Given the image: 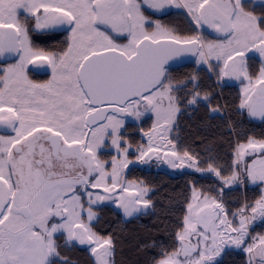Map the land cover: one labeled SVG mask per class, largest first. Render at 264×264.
<instances>
[{
	"label": "rangeland",
	"instance_id": "1",
	"mask_svg": "<svg viewBox=\"0 0 264 264\" xmlns=\"http://www.w3.org/2000/svg\"><path fill=\"white\" fill-rule=\"evenodd\" d=\"M241 1L0 0V120L10 123L8 127L0 124V174L4 178L0 180V207L8 204L16 189L30 199L33 213L24 219L9 210L0 218L10 227L6 240L0 242V264H49L57 255L55 236L61 232L69 242L88 246L98 264H111V239L97 235L89 226L97 216L93 207L110 204L125 218L151 210V189L142 180L126 178L121 191H109L119 186L130 162L147 161L151 168L150 161L155 159L159 165L163 160L172 173L185 169V156L175 151L170 138L182 108L173 92L176 85L164 80L151 93L129 102L124 115L111 113L90 128L86 117L92 105L80 85L79 66L95 51L114 48L131 54L143 38L176 37L145 10L163 14L183 9L200 27L214 29L218 36L206 41L199 34L202 46L195 62L219 72L218 82L237 84L242 95L240 106L248 111L264 83V31L257 17L243 10ZM21 14L34 16L39 31L57 28L56 17H67L70 44L66 52L55 55L34 49ZM150 23L154 24L151 29L147 26ZM9 26L18 33V50L6 31ZM251 55L261 60L257 76L249 73ZM30 70L48 71L49 78L34 80ZM196 99L192 97L190 104ZM148 117L152 118L151 128L142 129L148 141L139 146L126 142L121 133L127 123L141 124ZM51 133L62 136L58 155L47 141ZM14 142L22 145V151L13 149ZM234 164V173L224 182L239 183L243 189L246 183L259 184L263 197L252 207L244 203L238 224L228 220L236 229L250 222L248 231L231 236L247 242L231 250L242 249L252 264H264V236L254 238L250 230L257 205L264 201V140L237 143ZM79 173L93 187L105 191L88 188L85 181L76 178ZM221 206L224 203L219 197L193 187L181 231L188 247L181 246L157 264L220 261L229 240Z\"/></svg>",
	"mask_w": 264,
	"mask_h": 264
},
{
	"label": "trees",
	"instance_id": "2",
	"mask_svg": "<svg viewBox=\"0 0 264 264\" xmlns=\"http://www.w3.org/2000/svg\"><path fill=\"white\" fill-rule=\"evenodd\" d=\"M241 7L257 17L259 27L264 31V3L242 0ZM145 12L160 21L177 38L190 39L199 34L206 41L218 38L216 30L197 26L183 9H170L163 14ZM20 18L27 25L34 49L55 55L66 52L70 44L66 28L39 31L35 29L34 16L21 14ZM147 26L151 29L154 24ZM248 57L249 73L257 76L261 60L253 55ZM218 73L211 72L208 65H198L196 62L166 71L165 81L176 85L173 92L182 108L170 138L179 153L197 160V169L172 173L164 166L163 160L158 165L153 159L150 161L151 168L146 166L147 161L141 162L130 168L127 178L142 180L151 189L148 195L152 204L150 211L125 218L120 209L110 204L93 207L97 216L89 226L97 235L111 239V264H157L166 255L177 251L193 187L204 194L219 197L224 203L221 207L229 240L221 260L212 264H252L250 255L244 250H231L243 246L245 240L241 239L240 243L239 239L235 241L231 238L233 234H238L231 224H238L245 202L252 207L263 197L262 188L259 184L246 183L243 189L241 184L229 185L223 179L234 173L237 143H246L250 139L264 140V119L250 118L240 106L242 95L239 86L227 80L218 82ZM49 74L48 71H29L31 78L37 81L47 80ZM195 96V103L190 104ZM151 122L152 118L148 117L141 124L127 123L121 133L123 139L133 146L145 144L142 129H150ZM111 154L108 153L109 157ZM100 155H104V152ZM258 211V217L250 229L254 238L264 236V208ZM228 220H232V223L229 224ZM55 241L57 255L49 264H98L88 246L69 242L64 232L58 233Z\"/></svg>",
	"mask_w": 264,
	"mask_h": 264
},
{
	"label": "water",
	"instance_id": "3",
	"mask_svg": "<svg viewBox=\"0 0 264 264\" xmlns=\"http://www.w3.org/2000/svg\"><path fill=\"white\" fill-rule=\"evenodd\" d=\"M55 25L57 28H65L68 25V19L65 16H58ZM6 31L17 50L16 29L9 26ZM201 46L200 35L185 40L176 37L143 38L131 54L109 48L87 55L78 70L80 85L94 107L86 117V124L93 127L104 122L111 113L124 115L126 104L151 93L163 82L167 69L195 62ZM260 92L264 95V86ZM248 114L253 120L264 119V99L257 96ZM2 122L7 123L8 120L3 119ZM2 126H4L3 123ZM61 138V135L57 133L48 136L55 154L60 149ZM15 149L20 151L21 146L15 145ZM136 165L139 163H129L125 167L119 186L109 192L121 191L128 171ZM86 185L92 190L105 191L101 187H93L87 180ZM25 208L27 206L20 207L18 210Z\"/></svg>",
	"mask_w": 264,
	"mask_h": 264
},
{
	"label": "flooded vegetation",
	"instance_id": "4",
	"mask_svg": "<svg viewBox=\"0 0 264 264\" xmlns=\"http://www.w3.org/2000/svg\"><path fill=\"white\" fill-rule=\"evenodd\" d=\"M264 86V83H262V85L259 87V89H258V91L256 92V95H255V98L257 97V96H259L260 97V99H264V95L260 92V90H261V88ZM254 101H255V99H254ZM253 101V102H254ZM94 109V107L92 106V109L91 110H93ZM2 123L4 124V126H1L2 125ZM1 123V120H0V126L1 127H8L9 125H10V123L9 122H7V123H5V122H2ZM49 139H48V135H47V141H48ZM50 142V141H49ZM62 143V142H61ZM15 145H20L21 146V150L20 151H22V145L20 144V143H13V149H15ZM60 147H61V145H60ZM19 151V152H20ZM58 153H59V151H58ZM58 153L56 154V155H58ZM42 160H40V166H42ZM39 166V167H40ZM46 175V174H45ZM77 175H75V177H76ZM1 176V174H0V180H3L4 178ZM41 177H42V175H41ZM47 177V176H46ZM76 178H79V179H81V181H85L86 182V176H84L82 173H79V176H77ZM4 181V180H3ZM48 181V178H47V180H45L44 182L45 183H43V185H45L46 183H48L47 182ZM0 183H1V181H0ZM42 186V185H41ZM39 188V187H38ZM16 189H14V191H13V194L11 195V199L9 200V202H8V204L4 207V206H2V207H0V218L3 216V215H5V213L7 212V211H9V210H11L12 212H14V213H16L17 215H19V216H21L22 218H24V219H29L30 217H31V215L33 214L32 213V208H31V205H30V203H29V200L30 199H27V197L25 196L24 197V195L22 194V192H20V191H16ZM27 199V200H26ZM24 206H27V208H25L24 210H18L20 207H24ZM262 208H264V201L263 202H261V203H259L258 205H257V212L259 213V211L258 210H261ZM26 213H28V215L26 214ZM258 213H257V217H258ZM257 217H256V219H257ZM255 219V220H256ZM255 220L253 221V222H255ZM252 222V223H253ZM247 223V224H246ZM246 223H244V224H241L237 229H235L237 232H239V233H243L244 231H248V228H249V223L250 222H246ZM251 223V224H252ZM245 225H247V228L246 227H244ZM9 228V229H8ZM8 229V230H7ZM10 230V227L9 226H5L4 225V222L3 221H0V242H3V240H6V234L5 233H7L8 231ZM17 231H19V230H17ZM188 247V246H187Z\"/></svg>",
	"mask_w": 264,
	"mask_h": 264
},
{
	"label": "crops",
	"instance_id": "5",
	"mask_svg": "<svg viewBox=\"0 0 264 264\" xmlns=\"http://www.w3.org/2000/svg\"><path fill=\"white\" fill-rule=\"evenodd\" d=\"M162 138V137H161ZM175 149V148H174ZM175 151H176V149H175ZM179 154H181V153H179ZM184 156H185V161H184V165H185V168H194V167H196V159L194 158L193 159V157L192 156H190V155H187V154H183ZM190 163V164H189ZM230 178V177H229ZM182 236H181V233H180V235H179V241H180V244H179V248L178 249H180L181 248V246H188V245H186V242H184V241H186V239H183V238H181ZM183 239V240H182ZM181 242H184V243H181Z\"/></svg>",
	"mask_w": 264,
	"mask_h": 264
}]
</instances>
